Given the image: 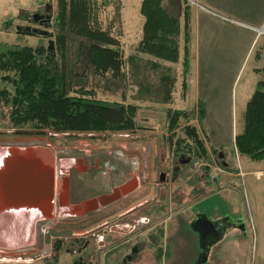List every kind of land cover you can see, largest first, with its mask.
Segmentation results:
<instances>
[{"label":"rangeland","instance_id":"rangeland-1","mask_svg":"<svg viewBox=\"0 0 264 264\" xmlns=\"http://www.w3.org/2000/svg\"><path fill=\"white\" fill-rule=\"evenodd\" d=\"M142 1L90 0L96 16L93 26L107 31L120 42L124 63L119 77L111 73L97 74L86 57L87 42L69 28L65 30L63 65L69 75L70 96L84 90L100 101L138 107L136 128H143L151 136V140L148 139L147 144L142 145L147 150L143 164L148 178L152 176L154 183H158L161 178L165 182L172 180L176 168L179 171L184 169L186 180V168L189 171L196 162L204 161L205 166L200 168L196 178L208 172L214 178L224 177L227 188L239 184V190H225L217 194H213L216 190H163L158 191L156 196V190H151L149 197L155 196L161 202L147 208L146 218L136 230L142 240L140 264H152V256L160 249L163 253L162 264H195L201 250L200 237L193 231L189 221L196 215H204L214 221L220 217L221 220L228 218L232 222L243 223L241 227L239 225L227 230L224 241L219 245L214 244L207 262L203 264H264V158L252 161L240 155L235 145L238 132L244 128L245 96H251L258 81L263 78L252 71L253 67L264 66V57L258 50L262 41L257 39L253 43L252 39L253 44L250 42V45L237 51H216L213 58L200 51L198 57L192 59L193 65L188 76H185L182 48L181 60L177 63L138 53L144 24L140 14ZM164 7L179 18L185 11L186 0H167ZM58 10V0H0V56L16 47L43 46L47 49L52 41V52L61 62L57 50V36L60 34ZM36 14L50 16V27L34 22L33 16ZM26 28L47 31L48 35L27 33ZM235 28L228 24V30ZM235 44L239 43L235 41ZM155 62L159 66L157 69L151 65ZM10 75L14 76L13 73ZM5 76L7 73L0 71V90L8 88L12 91V86L3 80ZM199 79L210 81L208 84L214 88V92L210 89L200 91V95L203 93L208 98H197L192 88L194 92H189L188 98L183 97V82L187 80L191 83ZM165 89L171 91L170 98H166ZM174 93L177 95H172ZM201 104L203 115L200 113ZM179 108L187 116H181L172 131L169 128L168 111ZM10 111V105L0 103V151H5L4 154L24 150L49 151L56 167V183L49 211L42 206L38 209L41 214L36 219H32L28 211L22 217L13 214V219L26 222L22 223L21 230L26 237L24 241L21 238L19 242L10 243L3 239L7 234L3 233L6 225L2 223L6 219V222L13 219L12 214L0 216V231L3 230L0 232V264H75L78 249L83 244H88L87 248L90 249L94 244L95 238L91 231L97 217L93 213L81 216L94 207L90 200L74 205L73 202H66L64 194L68 189L73 194V188L82 185L84 190H91L89 188L96 175L94 160L97 156L109 160L121 154L123 157L125 153L118 150V145L123 138L120 135L125 132L34 130L31 125H12ZM187 126L195 128L206 151L204 155L189 157V162L184 164L174 154V142L178 138H185ZM236 131L237 135L234 136ZM126 133L132 134L134 130ZM184 159L187 160V156ZM116 162L125 168L122 162ZM87 163L91 169L84 175L79 171L84 172ZM218 166L221 172H218ZM99 218L106 220L108 216L105 214ZM128 224L125 231L131 230L133 226L132 223ZM151 235H156V247L150 240ZM116 236L115 240H123L122 235ZM108 241L112 243L110 237L105 242ZM86 258L89 259V255Z\"/></svg>","mask_w":264,"mask_h":264},{"label":"trees","instance_id":"trees-1","mask_svg":"<svg viewBox=\"0 0 264 264\" xmlns=\"http://www.w3.org/2000/svg\"><path fill=\"white\" fill-rule=\"evenodd\" d=\"M166 1H142L140 14L144 18V24L137 51L156 60L177 63L180 55L178 39L182 28L180 19L165 9ZM58 8L57 25L60 27V34L57 36V50L61 62L52 52L53 49H45L43 46L16 47L6 50L0 56V71L7 73L3 80L13 88L12 91L8 88L0 90V103L10 105L9 118L12 125H31L34 130L50 129L57 132L126 133L135 130L137 106L100 101L84 90L70 96L69 75L63 65L67 28L87 42L86 57L97 74L111 73L114 77H119L124 62L119 40L107 31L93 26L96 16L90 0H58ZM184 21L183 67L185 76H188L190 38L187 8L184 11ZM151 65L156 69L159 67L156 62ZM257 72L263 75V79L258 82L247 103L244 130L235 141L239 154L252 161L264 158V68ZM182 87L185 95L186 81ZM165 93L166 98L171 97L169 89H165ZM200 108L203 115L202 104ZM185 115L183 111H168L170 130L173 131L180 117ZM184 136L185 138H178L174 142V154L179 160L185 161L186 156L190 160L189 157L205 154L204 144L194 127L187 126ZM162 257L161 251L156 255L157 264H161Z\"/></svg>","mask_w":264,"mask_h":264},{"label":"crops","instance_id":"crops-1","mask_svg":"<svg viewBox=\"0 0 264 264\" xmlns=\"http://www.w3.org/2000/svg\"><path fill=\"white\" fill-rule=\"evenodd\" d=\"M186 1V8L189 13L190 68L193 65L192 59L197 58L200 51L206 52L205 56L213 58L216 51H221L224 49L231 51L241 50L244 47L250 45L252 39L253 43L257 39L262 41L261 46L258 50L262 53V58L264 57V0ZM179 19L182 28L180 37L178 39L180 51L179 60H181V48L183 49V53L185 48L184 13L182 17H179ZM226 23L234 25L237 28H235L234 30H228V24ZM235 41L239 44L236 45ZM181 44H183V47H181ZM262 58L257 62H260ZM262 68H264V66L253 67L252 71L257 75H262L256 71L257 69ZM209 82L210 81L208 80L201 81L199 79L196 82H191V84L188 81L187 90L185 92V95L184 92H182V96L188 98L189 92L193 91L192 88H194L197 98H208L207 95H204L203 93H201L200 95L199 93L200 91H206V89H210V91L214 92V88L209 86ZM205 83H207L208 86ZM172 95L175 96L177 94L174 93ZM252 95L249 96L247 94L245 96V107L247 106V103L249 102ZM214 97L215 93L213 94L212 99H214ZM207 109H209V105L207 106ZM171 111H183V109H172ZM215 112L216 111L214 110V113ZM207 113H210L209 110H207ZM243 130L244 128L240 133L238 132V134H241ZM236 135L237 131L234 136ZM120 136H123V138L122 142L120 141V144L118 145V150L125 153V157H122L123 154H121L117 155L118 157L116 156L111 158L114 160H109L105 157L97 156L94 160V172L96 175L92 180V185H90L89 189L91 190H84L82 185L73 188V194L69 189L68 192L66 191V194H64L67 203L73 202L75 205L82 204L89 200L95 203L91 211H85L83 214H81L82 217L85 214L87 215L88 213H93L94 215H96L97 223H95L96 225L92 227V230L93 228L96 229L97 227L103 225L108 221L118 222L119 220H124L127 223H132V228L135 227L136 229H139L140 225L144 222L142 221L143 218H146L147 208L161 202L159 198L157 199L155 197L158 191L216 190V192H214L213 194H217L222 193L225 190L238 189L239 184L235 183L234 186H230V188H227V182L224 177L214 178L213 175H209L208 172H204L198 178L190 179L187 168L185 170V172L187 173L186 180H184V169L178 171L179 169L176 168L173 172L172 180H170L169 182H165L164 178H161L158 183H154L151 178L152 176L149 175L150 178H148V174L145 171L146 166L144 165V157H146L147 155V150L142 146L146 145L147 140L150 139L151 136L149 132L144 130L143 128L138 127L134 130V133H125ZM233 146L234 143L232 144V147ZM99 151L97 152V154L99 153L100 155ZM101 151H103V149ZM116 161L122 162L123 165H125V168H122V166L119 165ZM153 166L154 163L151 164L150 169H152ZM84 167L85 171L79 172L85 175L90 171L91 166L87 163V165H85ZM78 187L80 189H78ZM151 190H156L154 192L155 196L149 197V195H151ZM41 207L42 206L35 207L34 205L22 206L19 208H14V210L16 209L18 211H22V213H20L22 217L24 216L23 213L25 211H28V213L31 214V212L33 213V209H40ZM186 210L189 211V207H187ZM105 214H107L108 219L104 220V218H99V216ZM216 220H221V218L218 217ZM191 221H189V223ZM231 228L237 227H229L227 228V230ZM226 232L223 234V237L217 242V245L221 244L224 241Z\"/></svg>","mask_w":264,"mask_h":264},{"label":"water","instance_id":"water-1","mask_svg":"<svg viewBox=\"0 0 264 264\" xmlns=\"http://www.w3.org/2000/svg\"><path fill=\"white\" fill-rule=\"evenodd\" d=\"M41 16H33L34 22H39ZM50 17L46 19V22ZM25 32L47 36V31L26 28ZM52 41L49 42V50H52ZM52 155L44 150H24L9 152L0 156V205L7 210H14L22 206H47L51 203L54 194L56 174ZM94 202L91 205L94 206ZM204 222L199 226L200 222ZM243 226V223L232 222L230 219L211 220L204 215H196V220L191 224L194 232L200 237V245L204 260L207 261L208 247L216 244L229 227ZM214 232V239L202 244L203 236Z\"/></svg>","mask_w":264,"mask_h":264},{"label":"flooded vegetation","instance_id":"flooded-vegetation-1","mask_svg":"<svg viewBox=\"0 0 264 264\" xmlns=\"http://www.w3.org/2000/svg\"><path fill=\"white\" fill-rule=\"evenodd\" d=\"M50 17V16H49ZM48 18L47 14L41 15V19L38 22L39 25L50 27V22H46ZM11 146V145H9ZM180 162H189V160L183 161L182 159ZM179 171V170H178ZM196 220V216L193 217L191 224ZM97 223V222H96ZM204 222H200L198 225ZM143 224V223H142ZM96 225V224H95ZM239 226V225H237ZM157 227V224L154 225ZM128 228V223L124 220H119L118 222L109 221L104 223L103 225L93 229L92 236L95 238L94 244L91 246L90 249L87 248L88 244H83L77 251V264H138L141 262L142 257L140 255L141 249V234H137L136 228L134 227L131 230L125 231ZM145 231V225L142 226ZM143 231V232H144ZM135 233V234H134ZM116 235H122L123 240H120ZM110 237L112 243L110 244L109 241L106 243V239ZM215 237L214 232H209L207 235L203 236L202 244L206 245L207 243L211 242ZM150 240L153 241L156 247V235H151ZM211 247H208L209 253L207 254V258L210 254ZM88 250H91L90 253H87ZM162 249L157 250L155 255L152 256L153 263L157 264L156 255L161 252ZM202 249L200 250L198 261L204 260V256L202 255ZM89 255V259L86 257ZM85 259V260H84ZM197 262L195 264H197ZM207 262V261H206ZM205 263V262H204ZM162 264V259H161ZM203 264V263H202Z\"/></svg>","mask_w":264,"mask_h":264},{"label":"bare ground","instance_id":"bare-ground-1","mask_svg":"<svg viewBox=\"0 0 264 264\" xmlns=\"http://www.w3.org/2000/svg\"><path fill=\"white\" fill-rule=\"evenodd\" d=\"M44 151H46V150H44ZM46 152L48 154H50L49 151H46ZM4 153H5V151H4ZM4 153H2L0 151V156H2V154H4ZM50 204L51 203H48V205L46 206V209L48 208V211H49V208H50L49 207ZM20 213H22V211H18L16 209L13 210V211L7 210L6 208H4V206L0 205V216L6 215V214H12V219H13V214H17V215H19V217H21ZM40 214H41V211H39L38 209H35V210L33 209V213H31L32 219H36L37 217H39ZM32 219H31V221H33ZM6 221H7V219L4 220V223H2L3 225H6V228H5L6 231L3 232V233L7 234V235H4L3 239L10 241V243H12L13 241L19 242L20 241L19 239H21V238L23 239L24 238V234L22 235V231H21L22 228H23L22 227L23 226L22 223L26 224V222H23L22 219H13L12 221H9V222H6ZM20 227H21V229H20ZM1 231H3V230H1ZM18 232H19V235H18ZM0 239H1V235H0ZM24 239H26V237ZM24 239H23V241H24ZM14 244H16V243L14 242Z\"/></svg>","mask_w":264,"mask_h":264},{"label":"built area","instance_id":"built-area-1","mask_svg":"<svg viewBox=\"0 0 264 264\" xmlns=\"http://www.w3.org/2000/svg\"><path fill=\"white\" fill-rule=\"evenodd\" d=\"M263 31V30H261ZM204 161H198L195 163V165L193 167L190 168V170L188 171V175H189V178L192 179V178H196L199 174V172L201 171L200 168L205 166V164L203 163ZM218 165V163H217ZM220 168V166H218ZM219 168H217L218 172H221L222 169L220 170ZM216 170V168H214ZM264 174V173H263Z\"/></svg>","mask_w":264,"mask_h":264}]
</instances>
